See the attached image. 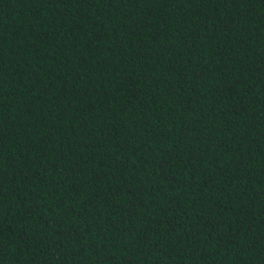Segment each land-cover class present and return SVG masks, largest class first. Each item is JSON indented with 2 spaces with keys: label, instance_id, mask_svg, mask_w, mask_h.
<instances>
[{
  "label": "trees",
  "instance_id": "trees-1",
  "mask_svg": "<svg viewBox=\"0 0 264 264\" xmlns=\"http://www.w3.org/2000/svg\"><path fill=\"white\" fill-rule=\"evenodd\" d=\"M0 264H264V0H0Z\"/></svg>",
  "mask_w": 264,
  "mask_h": 264
}]
</instances>
